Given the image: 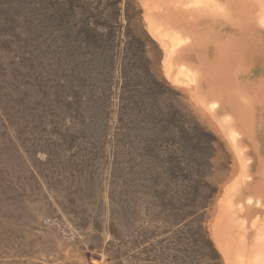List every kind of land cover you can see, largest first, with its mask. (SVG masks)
Returning a JSON list of instances; mask_svg holds the SVG:
<instances>
[{"label": "rangeland", "instance_id": "obj_1", "mask_svg": "<svg viewBox=\"0 0 264 264\" xmlns=\"http://www.w3.org/2000/svg\"><path fill=\"white\" fill-rule=\"evenodd\" d=\"M146 1L0 0V264H227L213 226L240 173L230 92L201 86L215 119L169 79ZM209 19L163 21L188 47ZM220 31L222 47L264 43L258 26ZM262 125L242 140L264 167Z\"/></svg>", "mask_w": 264, "mask_h": 264}, {"label": "bare ground", "instance_id": "obj_2", "mask_svg": "<svg viewBox=\"0 0 264 264\" xmlns=\"http://www.w3.org/2000/svg\"><path fill=\"white\" fill-rule=\"evenodd\" d=\"M146 2L153 24L152 30L154 29L158 40L165 45L169 53L171 63L169 79L175 84H192L196 99L215 119L218 117L220 103L207 99L206 96L202 97L201 86L204 83L212 88L222 85L230 92L226 104L234 113L232 117L226 118L225 134L237 153L240 173L221 201L220 211L213 226L214 240L227 264H264V167L260 162L258 144H252V150L249 151L243 146L245 141L242 140L253 139L250 138V131L264 124L257 123V119L244 108H251L254 105L252 104L254 98L264 97V43L257 35L255 40H248L242 39V35L238 34L237 38L241 39H232L228 35L224 38L230 45L226 44L224 48L220 45L222 39L220 28H226L228 34L232 36L236 35L235 30L240 24L248 29L257 26L264 29V1ZM178 13L209 14L211 31L206 35H192L191 46L185 47L188 40L177 33L173 35L163 21ZM245 55L252 59L251 65L247 67L249 68L247 74L236 66L237 59L239 63L243 61L241 65L245 64ZM184 57L187 58L186 61ZM222 62L228 65L224 77L218 76ZM250 94L253 97H249ZM251 154L255 158L254 163L249 160Z\"/></svg>", "mask_w": 264, "mask_h": 264}]
</instances>
